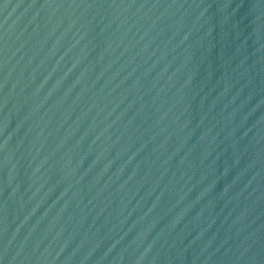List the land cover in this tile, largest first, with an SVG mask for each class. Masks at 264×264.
I'll list each match as a JSON object with an SVG mask.
<instances>
[{"label":"water","instance_id":"1","mask_svg":"<svg viewBox=\"0 0 264 264\" xmlns=\"http://www.w3.org/2000/svg\"><path fill=\"white\" fill-rule=\"evenodd\" d=\"M0 264H264V0H0Z\"/></svg>","mask_w":264,"mask_h":264}]
</instances>
